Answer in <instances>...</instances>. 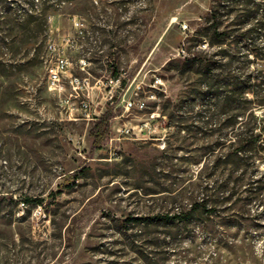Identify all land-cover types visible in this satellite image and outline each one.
I'll return each instance as SVG.
<instances>
[{"label":"rangeland","instance_id":"rangeland-1","mask_svg":"<svg viewBox=\"0 0 264 264\" xmlns=\"http://www.w3.org/2000/svg\"><path fill=\"white\" fill-rule=\"evenodd\" d=\"M246 2L0 0V264H264V160L226 163L246 125L205 84L234 52L212 45V10L225 31ZM60 54L67 96L71 76L118 75L113 101L94 87L71 112L48 87ZM151 113L158 129L118 133Z\"/></svg>","mask_w":264,"mask_h":264},{"label":"trees","instance_id":"trees-1","mask_svg":"<svg viewBox=\"0 0 264 264\" xmlns=\"http://www.w3.org/2000/svg\"><path fill=\"white\" fill-rule=\"evenodd\" d=\"M245 6H249L254 10L249 9L247 12L246 8L240 9L239 11L242 14L238 13L226 25L228 30L225 31H220L221 23L217 15V8H213L211 43L213 46H222L229 42L228 45L231 48L228 52L234 51L235 53L223 54L222 56L228 57L227 62L224 64H208L209 73H212L208 78H212L213 81L205 82L212 92L211 100L222 109L224 114H228L230 126H233V122L238 117H241L246 125V127L244 126L245 129L236 135L237 140L231 141L232 149L226 155V163L233 166L248 165L251 161L264 160V113L260 116L254 112V107L264 108V71L252 70L249 61L250 54L264 60V43L258 45L254 40L263 35L262 31H264V0L258 2L247 0ZM250 11L257 12L261 16L256 23H248ZM247 25L249 26L247 27ZM232 26L246 29L241 30L239 33V29ZM234 32L238 34L234 36ZM237 53L239 54L237 55ZM193 61L198 63L196 60ZM220 68L223 75L217 73ZM223 68L228 70V73H225ZM198 73L201 77L204 74L201 71ZM115 77H118V75H115ZM105 133L106 131L102 134L91 131L90 135L96 143H101ZM259 182L261 184V195L258 198L262 201V197H264V173L261 175ZM35 202L41 203L42 200L36 199ZM170 218H179V215H173Z\"/></svg>","mask_w":264,"mask_h":264},{"label":"built area","instance_id":"built-area-1","mask_svg":"<svg viewBox=\"0 0 264 264\" xmlns=\"http://www.w3.org/2000/svg\"><path fill=\"white\" fill-rule=\"evenodd\" d=\"M186 26V25H185ZM85 63V61L83 60ZM69 60L64 55H59L57 60L55 61V64L52 65L49 68L48 72V87L49 89L56 93L58 97L61 99V101H64L68 103L69 108L71 112L75 109V100H79L78 108L84 110L85 112H88L91 110L92 102L89 99V95L86 96L85 99L81 98V94H83L84 91L89 90L94 87H98V89H102V87L105 90V99L107 102H112L114 97L116 96V93L118 92L119 88H121L122 85V78L120 76L118 77H109L105 81L98 80L95 85L91 84V80L89 77H78V76H71L70 77V85H71V92L69 95H66L67 92V86H66V74L68 72L69 68ZM138 108L140 110H143L147 107L145 101H139L138 102ZM134 107V103L132 100L126 101L124 108L125 110L129 111ZM156 113H151L150 117L134 126H127L123 125L118 128V133L121 135H137L136 129L138 130L139 134H143L144 132L148 131L151 132L153 129L156 130L159 128V123H153L156 120Z\"/></svg>","mask_w":264,"mask_h":264}]
</instances>
